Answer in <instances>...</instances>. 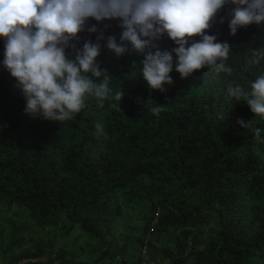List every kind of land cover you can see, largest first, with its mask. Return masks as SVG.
Segmentation results:
<instances>
[{
  "label": "trees",
  "instance_id": "obj_1",
  "mask_svg": "<svg viewBox=\"0 0 264 264\" xmlns=\"http://www.w3.org/2000/svg\"><path fill=\"white\" fill-rule=\"evenodd\" d=\"M230 7L206 34L232 46V74L203 68L181 79L173 69L164 93L141 78V61L156 48L128 44L117 57L104 45L108 36L120 43V21H104L97 61L112 92H125L120 110L90 97L62 123L24 113L0 38V264H140L145 236L146 263L161 255L168 261L158 264H264V116L241 127L253 113L227 97L229 83L250 91L264 75V58L252 62L264 23L232 36ZM78 35L77 47L96 39ZM153 44L176 46L166 36ZM155 103L159 115L149 111Z\"/></svg>",
  "mask_w": 264,
  "mask_h": 264
},
{
  "label": "clouds",
  "instance_id": "obj_2",
  "mask_svg": "<svg viewBox=\"0 0 264 264\" xmlns=\"http://www.w3.org/2000/svg\"><path fill=\"white\" fill-rule=\"evenodd\" d=\"M225 6H231L227 16L232 36L238 29L264 23V0H0L2 66L20 90L24 113L30 118L58 123L74 120L90 97L101 104L113 101V107L120 110L125 92L122 87L112 92V78L97 61L105 39L99 25L106 20L120 21V43L108 36L104 45L117 57L128 51V44L138 53L156 48L141 61V78L150 90L164 93V85L173 83V69L181 79L203 68L232 74L233 69L225 64L232 46L206 34ZM224 19L221 16L219 23ZM90 20L96 23L89 26ZM84 31L96 34L95 42L86 39L77 47L78 34ZM165 36L176 45L171 51H161L153 44ZM252 56V62L258 63L264 58V48L252 51ZM227 97L248 106L253 119L238 123L250 128L256 116H264V75L250 84V91L229 83ZM155 104L149 111L159 115L163 105ZM95 130L102 133L103 126L96 123ZM252 131L260 140L262 130Z\"/></svg>",
  "mask_w": 264,
  "mask_h": 264
},
{
  "label": "built area",
  "instance_id": "obj_3",
  "mask_svg": "<svg viewBox=\"0 0 264 264\" xmlns=\"http://www.w3.org/2000/svg\"><path fill=\"white\" fill-rule=\"evenodd\" d=\"M148 251V236H146L143 240V245L141 247V253H142V259L140 264H158L160 262L166 263L168 261L167 257L158 255L157 257L149 260L148 263H146V253Z\"/></svg>",
  "mask_w": 264,
  "mask_h": 264
}]
</instances>
